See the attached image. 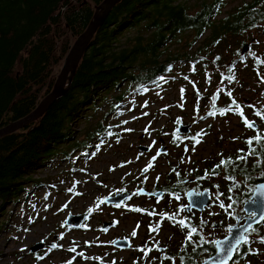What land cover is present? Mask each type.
<instances>
[{"label": "rangeland", "instance_id": "rangeland-1", "mask_svg": "<svg viewBox=\"0 0 264 264\" xmlns=\"http://www.w3.org/2000/svg\"><path fill=\"white\" fill-rule=\"evenodd\" d=\"M243 1L225 0L198 41L195 42L193 32H187L165 49L166 54L182 56L176 65L177 75H174L178 77L164 86L144 88L136 94L125 90L122 93L124 101H114L116 110L108 114L105 136L89 138L92 147L89 157L83 158L84 151L78 150L70 159L60 160L55 166L40 171L34 179H53L49 186L38 187L22 204L5 205L0 212V220L4 222L3 225L0 223V264H101L104 261L109 264H142L143 261L176 264L173 242H178V238L173 231L167 225L159 228L157 222L152 223L149 219L144 223L147 217L158 221V217L166 214L159 208L162 202H148L147 197L138 192L144 186H152L153 180L162 181L168 170L159 162L144 173L150 164V156H146L141 148L157 143L159 136H165L166 140L171 139L167 136L183 139L184 135L176 131L179 124L192 126V144L187 150L183 144L174 146L172 158H185L181 169L186 177L201 176L198 186L203 190L209 188L214 202L226 207L225 217L221 221L214 220L220 222L221 228L211 226L206 234L195 235L196 241L202 238L205 243H211L228 234L242 207L240 197L251 191L242 178L236 182L229 179L225 162L228 158L238 157L242 141L254 136H250L253 130L245 128L241 117L220 114L222 108L224 111L226 108L224 99L216 100L215 97L220 89L216 77L226 72V66L238 53L242 54L246 44L251 49L244 54L247 62L241 66H246L253 57L264 61V18L256 20L240 37L226 33L225 41L210 47L211 53L205 48L212 44L214 34L234 21L233 15L242 8ZM212 2L188 0L194 12ZM200 49L205 50L200 52ZM223 79L226 81L224 75ZM243 80L246 84L239 85L235 99L238 114L245 115L248 122H256L259 125L257 131L264 137V69L254 71ZM242 103L252 106L261 116L244 109ZM214 106L216 108L211 110ZM103 113L104 110H99L96 115L99 117ZM74 129L78 133L84 132L86 127L76 124ZM126 193L131 197L120 205L104 202L114 195ZM71 214L87 216L79 227H69L65 223ZM103 222H111L113 226L103 230ZM252 237L256 239V235H249ZM118 239L130 241L132 248H115L113 243ZM40 242L45 243V249L32 253L30 249ZM138 245L146 246L144 254L136 250ZM73 248L75 252L70 250ZM160 248L164 251L160 252ZM253 252L255 257L251 264H264V248H254Z\"/></svg>", "mask_w": 264, "mask_h": 264}, {"label": "trees", "instance_id": "trees-1", "mask_svg": "<svg viewBox=\"0 0 264 264\" xmlns=\"http://www.w3.org/2000/svg\"><path fill=\"white\" fill-rule=\"evenodd\" d=\"M104 1L0 0V130L27 117L52 91L69 51ZM224 1L213 0L209 6L203 4L202 10L197 12L188 0H123L118 4L96 32L69 91L42 118L0 137V212L6 204H22L38 187L51 184L53 179H34L40 171L55 166L60 160L70 159L78 150L84 151L83 158L89 157L92 149L89 138L105 136L108 114L116 110L114 101H124L122 93L125 90L136 94L144 88H156L174 81L178 77L174 76L177 75L176 65L182 56L166 54L165 49L187 32H193L195 42L198 41L211 26L214 13L219 12ZM242 3V8L233 15L234 21L224 26L223 32L214 34L212 44L206 45L209 53L212 45L226 40L223 38L226 33L240 37L256 20L264 18V12L258 14L264 10V0ZM246 59L238 53L226 66V72L217 75L220 89L215 97L216 100L224 99L226 111L222 108L221 115L241 117L245 128L249 129L245 115L238 114L237 89L246 84L243 78L264 69V61L253 57L246 66H241ZM242 106L256 115L252 106L244 103ZM99 110L104 113L98 117ZM76 124L84 125V132L77 133ZM252 132L250 136L261 135L258 131ZM261 137V142L254 140L251 146L248 144L251 138L242 141L238 157L225 162L229 179L236 182L242 178L251 193L257 183L264 182V137ZM241 156L246 159L240 160ZM251 193L240 197V205ZM0 223L4 222L0 220ZM249 235H256V239ZM262 238L264 223L253 227L246 243L229 264H251L254 248H264ZM198 249L196 247L193 253ZM136 250L144 254L146 246L138 245ZM214 251V241L202 242L192 264Z\"/></svg>", "mask_w": 264, "mask_h": 264}, {"label": "water", "instance_id": "water-1", "mask_svg": "<svg viewBox=\"0 0 264 264\" xmlns=\"http://www.w3.org/2000/svg\"><path fill=\"white\" fill-rule=\"evenodd\" d=\"M123 0H105L101 6L97 9L95 16L90 23L87 30L81 34L75 41L73 47L69 51L65 63L61 69V72L57 76L54 87L52 91L40 102L37 108L29 114L24 119L14 122L13 124L7 126L0 130V137L16 132L17 130L35 122L42 118L49 108L60 98H62L70 89L72 80L76 74L77 68L84 57L85 53L89 50L92 40L102 26L104 21L108 18L115 6H117ZM263 34H264V23H263ZM250 49V45L246 44L243 46L242 54ZM254 123L253 130H258L259 125ZM191 125L179 124L177 126V133L184 135L188 139L191 132ZM184 139V138H183ZM149 148L142 147V151H147ZM162 150L160 151V153ZM165 152V151H164ZM264 182L257 183L252 194L248 200L243 204L244 216H237L236 223L229 229V233L226 237L219 239L215 242L216 252L206 258L201 264H229L231 263L237 254L240 247L246 243L247 235L253 227L262 224L264 219ZM143 190H140L142 192ZM158 195V194H157ZM131 194H117L114 197L105 199V203L108 205H120L128 198ZM190 207L203 210L205 206L211 203V194L208 191L196 192L194 190L189 191L187 194ZM202 207V208H201ZM190 210V209H189ZM86 214L84 215H69L66 226L69 227H79L82 225L86 219ZM112 223H104L102 229L107 230ZM237 241H239L237 243ZM115 248L121 250H130L132 244L126 239H118L113 243ZM232 248L230 255H227V249ZM45 249V243L40 242L30 249L32 253H38Z\"/></svg>", "mask_w": 264, "mask_h": 264}, {"label": "flooded vegetation", "instance_id": "flooded-vegetation-1", "mask_svg": "<svg viewBox=\"0 0 264 264\" xmlns=\"http://www.w3.org/2000/svg\"><path fill=\"white\" fill-rule=\"evenodd\" d=\"M167 137L171 139L166 140L165 136H159V141L155 144L149 145L147 147L149 149L145 152L146 156H150L149 165H151V167H146L147 170L155 168V164L159 162L164 163L168 167L167 173L163 175L164 179L162 181L153 180L154 184L152 186H144L145 188L141 189L143 191H139L138 194L146 196L148 202H153L155 204L162 202V204L159 205V208L166 214L162 217H158V221L154 220L153 217L145 216L147 219L144 223L146 224L149 219L152 223L157 222L159 228L163 227V225H167L178 238V242H173L175 248V263L192 264L195 260L193 256L198 255V252L201 250L202 242L205 243L202 238L196 241L195 235L206 234V231L210 229L211 226L219 230L221 228L219 224L220 222L214 220L221 221L225 217L226 207H221L222 203L214 202L215 199H213V193L209 188L203 190V188L198 186V183L201 181V176L197 175L191 178L186 177L184 171L181 169V166L184 165L185 158H172V148L179 144H183L184 149L187 150L192 144V137L189 138L188 136V139L185 138V136H183L184 139L178 138L177 136ZM161 150L162 152L160 153ZM144 173H146V171H144ZM144 183L145 182H143V184ZM192 190L196 192L208 191L211 194V203L205 206L202 211L190 207L187 194ZM151 211H153V209L150 210V213ZM241 211L242 213H240L239 210L236 216H244L245 213L243 209H241ZM181 221H183V223H181ZM263 223L264 221L262 224ZM193 229H195V231H193ZM216 241L214 240V244ZM196 247H199V249L193 253ZM163 251L164 248H160V252ZM215 252L216 249L202 261L197 260L196 264H201L206 258L212 256Z\"/></svg>", "mask_w": 264, "mask_h": 264}, {"label": "snow or ice", "instance_id": "snow-or-ice-1", "mask_svg": "<svg viewBox=\"0 0 264 264\" xmlns=\"http://www.w3.org/2000/svg\"><path fill=\"white\" fill-rule=\"evenodd\" d=\"M256 115H257V116H261V113H260V112H257ZM262 118H264V116H262ZM245 123H246V126L249 127V128L254 127V123H253V122H248V121L246 120ZM146 130H147V129H146ZM261 139H262L261 135L258 134V135H256L254 138L249 139V140H248V144L251 146V145L253 144V141H254V140H255L256 142H261ZM196 142L199 143V141H196ZM252 154H254V153H249V155H252ZM154 159H155V158H154ZM239 159H240V160H244V159H246V157H245V156H241V157H239ZM221 163H223V161H222ZM149 167H151V165H149ZM217 167H219V166H217ZM144 171H147V168H146ZM262 187H264V186H262ZM101 202H102V201H101ZM221 207H223L222 204H221ZM229 207H231V205H230ZM261 219H264V217H261ZM181 223H183V221H181ZM193 231H195V229H193ZM132 235L135 236L136 233L133 232ZM238 242H239V241H237V243H238ZM261 242L264 243V238H262ZM53 247H56V246L53 245ZM70 250L73 251V252H75V249H74V248H73V249H70ZM231 252H232V248H228L226 254H227V255H230ZM69 264H71V262H69Z\"/></svg>", "mask_w": 264, "mask_h": 264}, {"label": "clouds", "instance_id": "clouds-1", "mask_svg": "<svg viewBox=\"0 0 264 264\" xmlns=\"http://www.w3.org/2000/svg\"><path fill=\"white\" fill-rule=\"evenodd\" d=\"M185 125H186V124H185ZM187 125H190V124H187ZM176 131H177V129H176ZM189 138H190V135H189ZM195 140H196V139L194 138V141H195ZM184 173H185V172H184ZM200 180H202V177H200ZM255 186H256V185H255ZM254 188H255V187H254ZM253 190H254V189H253ZM251 194H252V193H251ZM250 196H251V195H250ZM243 204H244V203H243ZM242 207H243V205H242ZM231 227H232V226H231ZM231 227H230V228H231ZM230 228H229V229H230Z\"/></svg>", "mask_w": 264, "mask_h": 264}, {"label": "bare ground", "instance_id": "bare-ground-1", "mask_svg": "<svg viewBox=\"0 0 264 264\" xmlns=\"http://www.w3.org/2000/svg\"><path fill=\"white\" fill-rule=\"evenodd\" d=\"M120 3H121V2H120ZM120 3H119V4H120ZM115 7H116V6H115ZM115 7H114V8H115ZM93 39H94V38H93Z\"/></svg>", "mask_w": 264, "mask_h": 264}]
</instances>
